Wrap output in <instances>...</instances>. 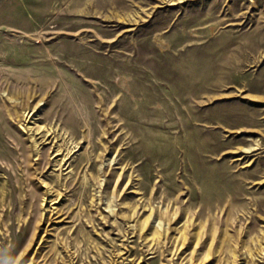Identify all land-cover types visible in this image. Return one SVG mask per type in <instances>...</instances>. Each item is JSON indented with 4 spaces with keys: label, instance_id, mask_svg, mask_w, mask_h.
I'll return each instance as SVG.
<instances>
[{
    "label": "rangeland",
    "instance_id": "374dc122",
    "mask_svg": "<svg viewBox=\"0 0 264 264\" xmlns=\"http://www.w3.org/2000/svg\"><path fill=\"white\" fill-rule=\"evenodd\" d=\"M220 198L264 264V0H0V264H190Z\"/></svg>",
    "mask_w": 264,
    "mask_h": 264
},
{
    "label": "bare ground",
    "instance_id": "6f19581e",
    "mask_svg": "<svg viewBox=\"0 0 264 264\" xmlns=\"http://www.w3.org/2000/svg\"><path fill=\"white\" fill-rule=\"evenodd\" d=\"M231 92H233V91H231ZM238 94H240V92ZM227 96H228V94H227ZM246 96H245V98H247ZM222 162H224V161H222ZM211 168H210V170H211ZM212 169L214 171H217V174H216L217 176L220 175L221 167H217V168L214 167ZM219 178H221V177H219ZM213 184H218L220 186V189L223 192L230 191L231 188H233V192L235 194H237V192H238V188L231 187L230 183L228 184V182L226 183L223 180L221 182L218 181V182H215ZM221 203H222V199L220 198V199H218V202L216 205H213V206L211 204L205 205V207L207 209L206 213L208 214V216L206 217V219L204 221H200L199 223H197V225L195 227L193 225L194 220L192 221L189 218L190 220L186 219V222L179 228V230H177L178 234H179V236H178L179 241L178 242L181 243V247L185 246L188 241H191L194 245L193 249L191 251V254H190V258H189V260L191 261L190 264H194L195 260H197L199 258L200 254H202V257L200 259L201 261L199 264H207V263L212 261L211 258H213L215 256V253H218V255H219L218 257L220 258V259H218V264H235L239 260V257H240L239 249L241 247L246 248V252L250 256V261L251 260L254 261L253 260V251L255 249L253 250V248H251L250 243H248V245H247L244 242V240L240 234L242 232L235 231V234H233V235L229 234V228H230V226L233 227V224L235 222L232 219V216H233V209L232 208L234 207L233 203L228 200V204H230L231 206H230L227 218L225 220V223L223 222V219L219 215V213L215 212V210L220 211V209L221 210L223 209V206L221 205ZM178 212H180V210L176 209L175 211L171 212L172 214H170V212L168 211L167 213H165V216L160 214L158 217L161 220L164 217L165 222L168 225H170V223H172L174 221V219L176 218ZM133 213H135V211ZM153 213H154V211H151L147 217L140 220L139 222L137 221V226L140 230L143 231L146 227H150V218L152 217ZM187 214H188V212H186L185 216ZM223 223L226 225L225 227H222ZM159 226H160V224H159ZM191 226H192V228H191ZM170 229H171V225L169 227H167L166 229L163 228L161 230L158 227L154 228L152 230V233H151L152 240L155 242H161L162 237L163 238L165 237L164 234L165 233L168 234ZM191 230H194V232L190 234L189 232H191ZM262 239H264V234H262L261 238L252 239V242L254 241L255 245L258 246V244H259L258 253H262V252L264 253V247H262V244H261V243H263ZM201 244H204V246L202 248H201ZM161 245H163V244H161ZM201 250H202V253H199ZM222 254H224V256L220 257Z\"/></svg>",
    "mask_w": 264,
    "mask_h": 264
}]
</instances>
